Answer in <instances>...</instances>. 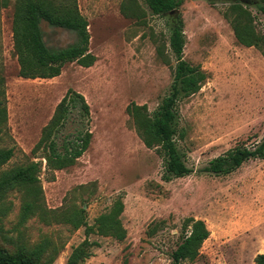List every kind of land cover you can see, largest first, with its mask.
I'll list each match as a JSON object with an SVG mask.
<instances>
[{
	"label": "rangeland",
	"instance_id": "obj_1",
	"mask_svg": "<svg viewBox=\"0 0 264 264\" xmlns=\"http://www.w3.org/2000/svg\"><path fill=\"white\" fill-rule=\"evenodd\" d=\"M258 1L185 0L175 19L153 14L143 0L135 17L124 14V0H77L89 21L90 52L96 62L90 67L69 62L58 76L33 79L19 75L15 0H0V76L8 109L0 147H15V155L0 171L42 161L46 208L83 210L89 226L117 200L124 203L123 240L96 230L88 233L85 225L76 228L56 218L47 223L38 215L31 217L25 239L34 243L50 236L59 247L52 264H66L86 239L91 255L78 264H174L172 254L183 241L189 217L204 220L210 236L194 261L181 264H255L256 256L264 253V158H250L229 173L205 169L228 150L254 147L264 139V55L255 46L241 44L231 23L234 8L241 4L264 34ZM179 20L185 36L183 58L208 78L197 93L177 103V146L191 172L168 181L163 151L146 146L127 106L147 104L153 114L171 92L178 60L169 39ZM43 29L50 48L78 40L65 28L44 23ZM71 89L85 96L91 120L73 111L59 134V146L79 129H90L92 141L75 164L48 170L46 151L32 150ZM7 201L11 209L0 225L7 235L16 236L21 193L11 192ZM0 246L14 250L1 236Z\"/></svg>",
	"mask_w": 264,
	"mask_h": 264
},
{
	"label": "trees",
	"instance_id": "obj_2",
	"mask_svg": "<svg viewBox=\"0 0 264 264\" xmlns=\"http://www.w3.org/2000/svg\"><path fill=\"white\" fill-rule=\"evenodd\" d=\"M139 0H124L123 12L128 17L139 16ZM151 12L156 15H169L178 19L179 8L185 0H143ZM242 2L243 0H237ZM264 15V0L255 3ZM236 16L231 23L238 41L245 46H255L264 55V34L257 31L251 14L241 4L234 8ZM65 28L78 35L76 43L63 48H50L44 38L43 24ZM89 21L81 13L77 0H15L13 17V38L15 54L20 65L19 75L24 78H52L58 76L63 67L77 61L90 67L96 62V56L90 52ZM170 47L177 57L174 82L171 92L162 100L157 110L151 114L147 104L132 102L127 106L134 127L146 146H160L165 157V179L182 177L191 172L179 152L176 135L177 103L181 97L197 93L208 78L200 67L188 64L184 58L185 36L182 22L175 26L170 35ZM5 80L0 76V135L6 132L8 109L5 100ZM73 111L80 119L91 120L90 105L85 96L75 90L68 93L57 105L55 112L42 130L38 143L32 150L36 154L45 150L48 170H63L76 163L88 150L93 132L79 129L71 138L65 136L62 148L58 139L62 128L67 124ZM15 155V147H0V168ZM264 158V139L254 147L236 146L225 154L211 160L207 171L222 174L229 173L243 165L250 158ZM42 161L29 160L27 163L0 171V223L11 209L7 197L13 191L21 193L22 205L19 221L15 227L16 236H9L0 225V236L14 247V250L0 246V264H52L59 253L56 242L48 235L40 241L31 243L25 239V225L34 215L50 223L53 219L71 223L78 228L87 227V232L96 230L104 235L125 239L127 232L121 220L124 203L117 200L108 213L101 214L94 225L85 221L83 210L52 211L45 206V195L41 182ZM60 217V218H57ZM183 241L173 252L174 264L185 260L194 261L200 253L203 243L209 238L210 230L202 219L189 217L183 225ZM89 239L76 247L66 264H78L91 255L86 246ZM255 264H264V253L255 258Z\"/></svg>",
	"mask_w": 264,
	"mask_h": 264
}]
</instances>
